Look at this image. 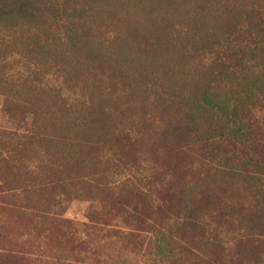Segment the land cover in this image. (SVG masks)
<instances>
[{"label":"rangeland","instance_id":"374dc122","mask_svg":"<svg viewBox=\"0 0 264 264\" xmlns=\"http://www.w3.org/2000/svg\"><path fill=\"white\" fill-rule=\"evenodd\" d=\"M107 1L0 0V264H224L221 232L259 222L264 149L204 144L198 138L222 128L218 110L206 111L209 124L190 125L173 99L211 81L218 99L222 93L240 115H260L253 98L264 86V46H244L254 41L251 33H264V0H243L236 9L224 0H215V9L204 0H114L124 13L71 20ZM169 1L178 11L170 18ZM184 2L190 9L180 12ZM231 41L240 46L232 53L221 47ZM125 55L136 63L126 66ZM109 87L127 94H108ZM69 114L88 125L75 130L87 142L68 170L92 181L62 187L64 178L53 185L27 178L32 166L38 172L50 160L48 148H59L57 133ZM32 116L47 140H18L33 131ZM133 132L151 135L140 147L149 155L130 143ZM62 195L59 214L78 226L102 222L90 248L77 246L82 227L50 226L31 215ZM165 211L192 220L166 221ZM137 214L154 217L162 229L120 234L135 228ZM232 251L228 257H250Z\"/></svg>","mask_w":264,"mask_h":264},{"label":"trees","instance_id":"16d2710c","mask_svg":"<svg viewBox=\"0 0 264 264\" xmlns=\"http://www.w3.org/2000/svg\"><path fill=\"white\" fill-rule=\"evenodd\" d=\"M243 0H224L225 5L229 6L232 2L236 3L234 5L235 9L238 8L240 5L237 2H242ZM193 0H189V4H193ZM195 2H199L201 4L203 1L201 0H195ZM204 2H207L211 8H214V2L215 0H204ZM114 0H108L105 3H102L99 9H93V10H88L85 11L84 9L80 12V16L77 18V16H72L71 20H76L81 24H86L87 22H93L95 19V22H97V19H104L103 16L105 15V12L111 13V12H116V13H124L123 11H120L116 7V3L114 4ZM174 3L173 1H169V4L166 7L165 12L168 13V18L172 16V14L178 13L177 10L174 8ZM185 3V2H184ZM260 3V1H259ZM185 3V7L183 9H180V12L182 10H187L190 9V5ZM207 8V5H206ZM114 9V11H113ZM215 9V8H214ZM117 10V11H116ZM146 11V10H145ZM31 13H36V10L33 9ZM127 14L133 15V12H128ZM41 15V14H40ZM64 16L66 15L65 13L63 14ZM125 16V15H124ZM129 21L130 19L128 16H125ZM69 19V17H68ZM264 28V26H262ZM261 28V29H262ZM251 36L254 38V41H249L246 45L244 46L245 48L252 47L254 45V50L258 49L259 46H264V33L261 32H256L255 34L251 33ZM68 35L65 36L67 38ZM176 42V41H174ZM221 46L223 49L228 50V52L232 53L236 49H239L240 46L236 45L235 41H231L226 44H222ZM241 50V49H240ZM150 53L152 52L149 50ZM148 51V52H149ZM146 53V52H145ZM125 64L128 66L129 64L136 63L135 60H132L129 56L125 55ZM140 60H137V63H139ZM83 63H85V60L81 58H77L76 64L80 66H83ZM113 66V68L116 69H121L118 67L117 62H110ZM229 71L234 72L237 67H232V64L229 63ZM244 76V75H243ZM240 76L239 78L243 77ZM250 79L246 80V83L244 86L247 84L251 83ZM215 84L213 82H207V89H209V92L207 89H204L202 87L199 90H195L192 94L186 95V94H178L174 95L175 100L173 99V102L176 103L177 110L180 109L182 111V115H185L188 117V123L190 125H200V120H203L206 124L210 123L208 113L209 110L215 111L218 110L220 117H221V125L222 128H219L216 132V134L212 137L207 135L205 138H198L203 142L204 144H226V145H231L234 146L236 149L238 147H261L264 149V86H259L255 87V92L257 97L253 98L255 103L257 104L256 106L259 108L260 115L259 116H253V114H248L246 115H240L238 113L239 109L238 106L235 105L232 108L230 107L229 103L227 102L228 99L223 100V96L221 93L220 98L218 99V95H216L215 91ZM105 91L108 94L112 95H117L118 91L122 92L123 96L126 95L127 93L124 92L123 88L122 89H112V88H105ZM212 91L214 93H212ZM207 92V93H205ZM118 97V96H117ZM115 97V98H117ZM120 97V96H119ZM119 99V98H117ZM247 100V99H243ZM120 101V99H119ZM88 101H80L79 105H88ZM119 102L115 100V104H118ZM77 106V102H74L73 104H69V108H75ZM122 108H125L124 105ZM126 109V108H125ZM108 110H110L108 108ZM126 112H128L126 110ZM34 115V113H32ZM71 120L65 126V124H61V132L57 133V136L62 139V142L58 140V145L59 148L56 149L54 147L48 148L50 151L45 152V156L49 157V161L42 166V168L36 172L34 169L35 166H32L33 168L31 169V172H28L27 178H42L44 179V183L47 185H53V184H59L57 182V178H64L61 182L60 185L62 187H67V186H72L73 181L80 180V181H85V182H91L92 181V176L91 175H86L84 178H78V176L75 175L73 171L68 170L69 164L72 162H79L80 160V152L79 151V145H84L87 140L86 139H80L77 140V137H79V133H77L78 128L84 127L88 125V120L86 118H82L76 115L69 114ZM32 120L34 123L35 122V127L31 126L30 129L33 131L28 132L24 134L22 137H19L18 140H22L25 138L27 135L30 136L31 139L37 140V141H43L47 140L49 137L48 135H40L38 133V124L35 121L34 116H32ZM164 124H159V127ZM59 126V128L61 127ZM132 129V124L130 125ZM159 128H157L156 133L158 132ZM133 131V129H132ZM155 134L154 132H152ZM152 134V135H153ZM16 135H13L11 137H14ZM130 136V143L134 146H137L138 151L145 157L149 155L146 151L142 150L141 151V146L147 142L151 135H137L136 132H133V134H129ZM2 137V136H1ZM8 140H14L17 139V137L10 138L8 135ZM10 138V139H9ZM6 139V134L4 135L3 140ZM154 138L152 139V141ZM155 146V142L153 144ZM83 148V146H82ZM158 148V147H157ZM57 150V151H54ZM43 152V151H42ZM12 153V152H10ZM3 155L0 154V158ZM60 158V160H58ZM36 161H39V159H36ZM122 161V159L120 160ZM31 167V166H30ZM36 168V167H35ZM58 174V175H57ZM46 178H51V182H47ZM147 178L149 176L147 175ZM73 180V181H72ZM90 184V183H89ZM33 186L36 185L35 182L32 183ZM91 185V184H90ZM76 192L81 195V192L75 190ZM257 191L260 193L263 191V196H264V178H261V185L257 188ZM62 196L55 197L54 203L53 204H47L43 210H39V212H33L31 215L38 218L39 221L43 224H48L50 226H60V227H67V229L77 226V227H82L81 233H83L84 238H81L79 234L77 235L76 233V241H77V246H87V248L91 247V243L94 242V236L95 234L100 231L102 228H99L98 225L102 224V222H94L92 220H89V222H84V224H80L81 226H78L77 223L73 222L71 219H67L61 214L63 210H61V205H62ZM137 217L132 220V222L136 225L135 228H131L132 230L125 231L124 233L120 231L119 233L124 235L125 237L132 238L136 237L134 233L138 234H154V232L157 231V229L160 227L157 223L154 217H147L141 214H137ZM172 217L182 220V221H188L191 222L190 220L191 217L189 215L183 216L179 214H174L169 211H165L164 218L166 221H171ZM151 218H154V220H151ZM212 218V215L210 216ZM96 224V225H95ZM161 228V227H160ZM129 229V228H127ZM162 229V228H161ZM163 236L165 234L163 233ZM221 239H222V245H223V253H224V264H245L247 261L246 259H250L251 261H255L258 264H264V207H262L260 211V216H259V222L255 224H250V225H240L238 228H235L234 230H227L221 232ZM179 241L183 244V246L186 245V239H179ZM179 250L182 249L181 246L178 247ZM237 251L240 253H244V255H250L249 258H243V260H239V258L235 256H230L228 257L233 251ZM194 253V252H193ZM194 256H198L197 253L193 254ZM228 257V259H227Z\"/></svg>","mask_w":264,"mask_h":264},{"label":"bare ground","instance_id":"6f19581e","mask_svg":"<svg viewBox=\"0 0 264 264\" xmlns=\"http://www.w3.org/2000/svg\"><path fill=\"white\" fill-rule=\"evenodd\" d=\"M138 1H139V0H138ZM142 3H143V2H142ZM161 5H162V4H161ZM160 7H161V6H160ZM143 72H145V71H143ZM198 78H199V80H200V77H198ZM193 79H194V78H193ZM199 80H198V81H199ZM191 81H192V79H191ZM183 93H184V92H183Z\"/></svg>","mask_w":264,"mask_h":264}]
</instances>
